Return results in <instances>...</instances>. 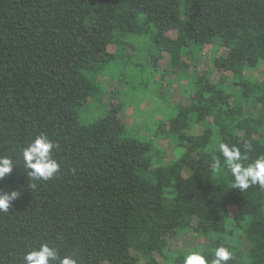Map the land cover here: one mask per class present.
<instances>
[{
  "label": "trees",
  "instance_id": "1",
  "mask_svg": "<svg viewBox=\"0 0 264 264\" xmlns=\"http://www.w3.org/2000/svg\"><path fill=\"white\" fill-rule=\"evenodd\" d=\"M102 72L117 102L103 101ZM175 83L156 126L121 116ZM92 102L106 109L84 123ZM41 133L60 170L32 189L22 150ZM220 143L245 165L264 155V0H0V156L15 165L0 191L21 193L0 213V264L41 244L78 264L211 261L220 246L228 264H264V188L212 173ZM194 233L204 241L190 250L171 246Z\"/></svg>",
  "mask_w": 264,
  "mask_h": 264
},
{
  "label": "clouds",
  "instance_id": "2",
  "mask_svg": "<svg viewBox=\"0 0 264 264\" xmlns=\"http://www.w3.org/2000/svg\"><path fill=\"white\" fill-rule=\"evenodd\" d=\"M58 144L52 141L46 134L37 135L22 150L24 166L27 175L33 181L29 186L36 188L38 181H48L54 178L59 172L60 165L53 156V150L58 148ZM251 145H246L250 150ZM219 152L223 161L219 157H213L210 164L212 173L222 176L225 172L233 177L232 187L241 192L248 188L259 185L264 188V155L259 156L254 161L244 164L248 160L246 152L242 154L240 148L225 144H219ZM12 158L0 156V182L11 174L14 168ZM19 191H0V213H7L13 201L20 197ZM233 259V254L228 248L220 246L215 249V259L209 261L201 252H192L185 257L184 264H228ZM24 264H78V260L72 256L61 257L59 251L54 246L41 244L38 249H33L24 254Z\"/></svg>",
  "mask_w": 264,
  "mask_h": 264
},
{
  "label": "rangeland",
  "instance_id": "3",
  "mask_svg": "<svg viewBox=\"0 0 264 264\" xmlns=\"http://www.w3.org/2000/svg\"><path fill=\"white\" fill-rule=\"evenodd\" d=\"M142 52L137 53V57L142 58L144 56V52H148L152 49V47H150V49L147 50V45L145 46V43L143 45ZM147 54V53H145ZM213 55V50L210 49L209 47L201 54V56L198 59V64L197 66L199 67L200 70H204L207 69L208 67H212V60L211 57ZM136 57V58H137ZM136 60V59H135ZM143 62V60L139 59V63ZM167 62H168V58H162L160 60V67L162 68L163 66H167ZM147 67V66H145ZM159 74V73H157ZM174 74H169L168 78L170 80L174 79L175 76H173ZM100 80L102 82V84L105 86L106 88V93H104L103 96V101L105 103H109V102H117L115 98H113L112 96V92L111 90L116 87V86H120L119 82H114L113 80H111L110 78H108V76H104V72H102L100 74ZM142 77V76H141ZM144 79H140V82L143 81ZM103 86V87H104ZM178 83H175V85L173 86V88H171L170 92H169V97H166V93L163 92V90H161L160 93H155L150 99L144 101L141 105L138 104L137 107L135 105H131L128 108H126L125 111L122 112L121 116L126 120V122L130 125H132L133 123L137 122V123H143L144 121H149V122H154L153 125L156 126L157 124L156 121H152L153 119L159 117V112L157 109L158 107L162 106V107H169L170 104H172V99H177L179 97H181L178 89H177ZM115 99V100H114ZM93 101V100H91ZM95 102V101H94ZM155 107V108H154ZM105 107H102L101 105H99V102L95 103H88L82 110H81V117L84 123H90V122H94L95 120L99 119L103 112L105 111ZM133 128H136V125H133ZM130 131L133 133L132 137L135 138H139L142 140H146L147 136L144 134H147V132L145 130L138 131H132V127H129ZM144 133V134H143ZM158 145L159 147L163 148L167 146L166 142L164 140H158ZM172 154L171 151L169 152V155L166 157L165 161L169 162L172 159ZM235 210V209H234ZM232 210V212L234 211ZM178 239H174L173 240V245H171L172 247H175V243H177L178 245H180L181 248H185V250H190L191 247H193L196 244H199L201 242L204 241V238L197 235V234H190L188 237L184 238L183 240H181L180 242L177 241ZM137 264H145V261L143 259H141L139 261V263Z\"/></svg>",
  "mask_w": 264,
  "mask_h": 264
}]
</instances>
